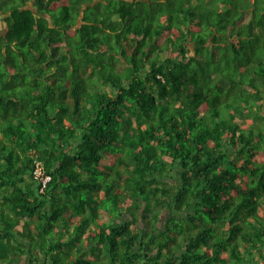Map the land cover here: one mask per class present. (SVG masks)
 <instances>
[{
  "label": "trees",
  "instance_id": "obj_1",
  "mask_svg": "<svg viewBox=\"0 0 264 264\" xmlns=\"http://www.w3.org/2000/svg\"><path fill=\"white\" fill-rule=\"evenodd\" d=\"M0 264H264V0H0Z\"/></svg>",
  "mask_w": 264,
  "mask_h": 264
},
{
  "label": "built area",
  "instance_id": "obj_2",
  "mask_svg": "<svg viewBox=\"0 0 264 264\" xmlns=\"http://www.w3.org/2000/svg\"><path fill=\"white\" fill-rule=\"evenodd\" d=\"M33 174H34V177L41 182L43 187L50 180V176L44 174L42 166L39 162L36 163Z\"/></svg>",
  "mask_w": 264,
  "mask_h": 264
},
{
  "label": "rangeland",
  "instance_id": "obj_3",
  "mask_svg": "<svg viewBox=\"0 0 264 264\" xmlns=\"http://www.w3.org/2000/svg\"><path fill=\"white\" fill-rule=\"evenodd\" d=\"M208 54L209 53L207 51H206V53L204 52V54L202 55V58L205 59V58L209 57ZM238 120L240 121V119H238Z\"/></svg>",
  "mask_w": 264,
  "mask_h": 264
}]
</instances>
